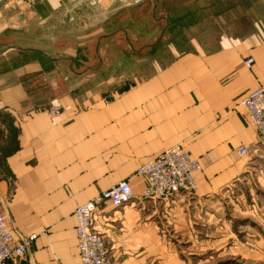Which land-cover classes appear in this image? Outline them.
Instances as JSON below:
<instances>
[{"label":"crops","instance_id":"obj_1","mask_svg":"<svg viewBox=\"0 0 264 264\" xmlns=\"http://www.w3.org/2000/svg\"><path fill=\"white\" fill-rule=\"evenodd\" d=\"M181 1L98 0L101 24L110 21V12H140L150 3V18L109 26L136 44L150 37L148 30L179 34L171 14L180 12ZM39 2L0 0V35L12 29L9 13L34 12ZM158 13L166 17L156 18ZM239 21L227 19L209 43L196 39L191 52L164 54L172 58L121 89L78 83L92 68L77 70L75 60L67 69L64 59L43 51L12 49L43 56H31L37 59L0 78V213L16 240L36 236L27 255L10 264H82L74 212L122 181L131 185L133 201L101 208L93 219L110 264H220V257L234 258V232L220 226L219 201L244 182L251 185L256 173L258 194L249 192L246 199L256 200L259 220L264 204V136L239 105L264 85V18L242 31L235 30ZM108 38L102 36L97 52ZM250 58L251 69L245 64ZM47 89L52 98L40 101ZM52 106L62 113L50 115ZM177 146L200 162L197 192L146 198L147 183L137 170ZM242 147L248 155L240 154ZM229 263L234 261L222 262Z\"/></svg>","mask_w":264,"mask_h":264},{"label":"rangeland","instance_id":"obj_2","mask_svg":"<svg viewBox=\"0 0 264 264\" xmlns=\"http://www.w3.org/2000/svg\"><path fill=\"white\" fill-rule=\"evenodd\" d=\"M145 5V10L140 12H110V21L102 27L105 14L99 8L98 0H40L33 9L34 12L27 9L21 14L17 8L8 14L7 23L11 22L12 29L0 35V52L12 46L40 50L54 58L64 59V68L67 69L73 64L72 60H75L79 64L77 70L92 68L87 73L91 76L78 79V83H86L87 87L100 84L107 89H121L134 83L136 79L145 78L150 73V68H156L172 58L163 56L164 54L191 52L195 48L196 39L199 44H202L201 41L209 43L210 37L220 32V27L225 26L227 19L235 17V20H240L236 22L235 30L242 31L244 28L252 29L255 22L264 18V0H184L181 1L180 12L171 14L176 22H172L170 18L179 34L167 29L164 35L159 36L161 30H148L150 37H143V42L136 44L127 40L123 29L109 26L110 22L130 17L150 18L151 4ZM157 17H166V14L158 13ZM229 28L232 29L231 26ZM143 31L147 30L144 28ZM152 31L155 33L153 36ZM173 34L176 40L173 39ZM104 35L109 38L102 39L97 52L98 42ZM136 52H139V56H135ZM1 56L0 78L8 75L14 68L18 69L37 59L31 56L43 55L10 50ZM115 56L120 60L114 59ZM99 58L103 60L101 66ZM45 67L51 69L48 64ZM48 91L49 89L39 94L40 101L48 102L52 98ZM53 108L55 107L49 109ZM258 183L257 174L254 173L251 185L246 186L247 182H244L242 188H234L232 192L223 194V199L219 201L222 214L220 226L233 230L234 237H229V244L235 250L234 258L231 254L228 258L220 257V264L227 260H233L234 264H264V204L262 220H259L256 200L246 199L249 192L250 196L251 192L258 194Z\"/></svg>","mask_w":264,"mask_h":264},{"label":"built area","instance_id":"obj_3","mask_svg":"<svg viewBox=\"0 0 264 264\" xmlns=\"http://www.w3.org/2000/svg\"><path fill=\"white\" fill-rule=\"evenodd\" d=\"M245 64L251 69L254 60L250 58ZM239 105L248 115V124L264 136V85L244 97ZM61 113L60 107L50 110L52 116ZM239 152L246 156L249 149L242 147ZM200 170V162L183 147L177 146L140 166L137 175L143 177L147 183L144 192L146 198L165 200L179 194L193 195L198 188L196 174ZM133 199L131 185L128 181H122L75 210L76 235L82 264H110L105 240L94 230V216L101 208H121L130 204ZM35 240L36 236L24 241L16 240L7 227L6 216L0 213V264H10L24 258L28 253L29 244Z\"/></svg>","mask_w":264,"mask_h":264},{"label":"water","instance_id":"obj_4","mask_svg":"<svg viewBox=\"0 0 264 264\" xmlns=\"http://www.w3.org/2000/svg\"><path fill=\"white\" fill-rule=\"evenodd\" d=\"M156 5L158 4V0H156V3H155ZM12 49H20L19 47H14V46H12V47H10V48H8V49H6V50H3V51H1L0 52V56L1 55H3V54H5L6 52H8L9 50H12Z\"/></svg>","mask_w":264,"mask_h":264}]
</instances>
